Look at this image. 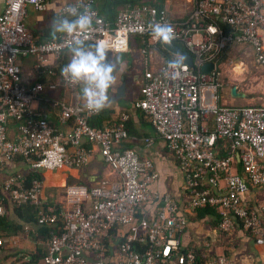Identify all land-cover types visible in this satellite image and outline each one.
Here are the masks:
<instances>
[{
    "label": "built area",
    "instance_id": "obj_1",
    "mask_svg": "<svg viewBox=\"0 0 264 264\" xmlns=\"http://www.w3.org/2000/svg\"><path fill=\"white\" fill-rule=\"evenodd\" d=\"M73 5L94 13L85 45H107L108 53L125 52L129 38L162 41L152 34V26H172L174 36L167 42L179 44L191 57L193 68L167 62L157 74L144 71L134 107L176 160L190 208L217 209L219 231L231 233L238 222L246 233L258 237L256 245L263 246L262 222L245 207L242 196L248 185H264V107L220 104L216 69L224 53L237 44L250 47L255 64L264 68V0H197L190 17L180 22L143 5L120 11L112 24L100 15L95 0H70L57 15ZM30 9L45 12L46 0L0 1V168L16 158L30 172L78 168L89 162L96 147L119 181L87 190L67 188L72 205L59 211L43 204L40 180L27 182L23 175H10L0 184V218L11 206L36 208V225L54 230L46 243L44 264H234L224 255H215L207 243H202L200 253L184 248L185 222L177 203L169 194L150 190L157 179L151 161L138 158L132 149L116 148L126 138L127 116L120 115L116 123L101 129L89 124L97 114L85 108L78 86L61 76L72 54L59 73L48 62L70 51L69 38L61 34L55 41H39L26 27ZM25 57L36 58V74L57 78L49 90L60 84L70 93L72 102L61 104L59 114L61 123L72 122L69 133L32 111L44 85L23 81L20 59ZM206 65L213 70L200 73ZM210 121L213 128L206 126ZM12 124L15 134L10 136ZM219 142L228 144L230 155L218 154ZM235 158L243 177L233 170ZM147 205H154L156 213L144 211ZM119 226L127 231L109 249L110 230ZM3 244L0 238V247ZM135 245L143 250H135Z\"/></svg>",
    "mask_w": 264,
    "mask_h": 264
},
{
    "label": "crops",
    "instance_id": "obj_2",
    "mask_svg": "<svg viewBox=\"0 0 264 264\" xmlns=\"http://www.w3.org/2000/svg\"><path fill=\"white\" fill-rule=\"evenodd\" d=\"M69 1L70 0H46L47 10L42 13H37L30 9L28 14L30 18L28 20L26 19L27 29L34 34L39 41L53 40L50 35L52 20L57 16V11L60 7ZM196 1L197 0H143L142 3L145 2L146 6L158 10L170 20L180 22L190 17ZM95 4L103 19L111 24L114 22L117 13L126 8H131L118 5L116 0H95ZM60 35L61 34H57L58 38ZM160 42L161 41L158 42L141 38H129L125 52L120 54L108 53V58L117 64L118 69H123V71L121 72L118 70L115 73L117 76V86L109 89V96L113 98L111 107L91 117L89 119V124L96 129H101L116 123L120 115L124 114L127 116L124 123L127 134L126 138H124L116 148L118 150L124 148L132 149L137 154L138 158L151 161L152 169L157 174V179L150 186V190L158 194H169L177 203L179 212L185 222V233L183 238L184 248L197 249L196 252H199L198 250H200L202 243H207L215 255H224L230 258L234 264H264V245L259 246L255 243L258 237L253 238L249 233H246L238 222H236V226L231 233H223L219 231L217 227L219 218L212 216L199 218L197 215L198 210L203 208H190L188 197L183 187L184 176L179 170L176 160H174L168 152L165 142L155 134L144 114L134 107V104L140 99L143 72L150 71L153 74H157L161 67L167 63L164 58V52L166 51L161 47ZM234 46H239L241 47L240 49L247 51L246 58L252 66L257 70L264 71V68L255 64L253 50L250 47L240 44ZM229 50L227 51L229 52ZM70 54V51H66L59 59L50 57L48 62L51 69L59 73L61 67L68 62ZM176 62L181 65V60L179 58H177ZM35 64V57L20 59L23 81L25 83H40L44 85V90L38 94L37 99L33 101L31 105L32 111L44 116L46 120L49 121L50 125L59 131L69 133L72 128V122L67 121L61 123L59 121V114L61 104L72 102V97L60 84L56 86V89L49 90L48 85L57 84V78L47 77L44 76V74L43 76L36 74L34 70ZM219 65V67H221L220 63ZM244 67L243 64L238 66L237 72H242L243 70L240 69ZM77 94L80 98V86L77 88ZM232 103V101L226 100L223 101L222 105L232 106ZM252 103L254 102L248 100L245 106L264 107V104L255 105ZM212 125L210 121L206 126L208 128H213ZM8 132L10 136L15 134V125L12 124ZM84 146L88 147L86 144H84ZM217 152L221 156L231 154L228 144H224L223 142L218 143ZM236 162L233 170L243 177L241 166L237 160ZM7 172H13L14 175H17V172H21L20 175L23 176L30 173L20 158H16L12 163L0 168V184L5 180L8 174H11L8 173L6 175ZM31 173H37L41 177V184L42 182L44 184L45 188L42 190L43 204L45 206L53 205L59 211L68 210L72 205L71 198L66 195L67 188L78 187L87 190L94 186H107L119 181L118 174L103 163L96 147H93L89 162L81 167L63 169L55 172L45 171L42 173L38 171ZM220 185L224 188L225 181H222ZM242 200L245 207L250 210V212L255 213L261 220V238L264 241V185H248V190L242 196ZM84 201L88 202V199ZM212 209L215 211V214L218 215L217 209ZM144 211L150 214L156 213L157 210L154 205H147ZM22 217L21 215H15L14 212L10 210L8 211L5 216L7 222L6 225L1 227L3 231L0 233V238L5 239L9 246L5 243L3 245L6 246L4 247L2 245L1 247H4L3 250L6 252L15 253L17 257L23 255L24 261L27 262V264H39L43 262L42 257L45 254L46 243L49 238V235L43 232V229L47 227H39L35 224L25 223ZM200 224H206L205 226L207 229L205 232L202 230ZM126 231L127 227L125 226L113 227L110 230L108 241L111 242V244L109 243V249L113 247L114 240H116L122 232L126 233ZM217 251H220L221 254H217Z\"/></svg>",
    "mask_w": 264,
    "mask_h": 264
},
{
    "label": "clouds",
    "instance_id": "obj_3",
    "mask_svg": "<svg viewBox=\"0 0 264 264\" xmlns=\"http://www.w3.org/2000/svg\"><path fill=\"white\" fill-rule=\"evenodd\" d=\"M65 14L57 15L51 23L50 35L55 41L57 34L68 37L67 47L71 59L61 69V76L70 85L80 86L84 106L93 114L111 107L113 98L109 89L117 86V64L108 58L107 45L95 48L85 45L92 31L94 13L86 6H68ZM157 39L170 41L173 36L171 25L156 24L151 28Z\"/></svg>",
    "mask_w": 264,
    "mask_h": 264
},
{
    "label": "rangeland",
    "instance_id": "obj_4",
    "mask_svg": "<svg viewBox=\"0 0 264 264\" xmlns=\"http://www.w3.org/2000/svg\"><path fill=\"white\" fill-rule=\"evenodd\" d=\"M30 18H27V20ZM232 47L229 48L224 56L220 60V65L217 66L216 73L218 74L221 89L219 91L220 104L223 101L230 100L233 103L232 106H245L248 100L254 102L252 104L259 105L264 104V71L257 70L252 66V64L247 60V51L240 49L241 47ZM235 48V49H234ZM238 48V49H237ZM242 57V58H241ZM246 58V61H245ZM177 58H170V62L176 63ZM243 64L245 67L240 69L242 72H237V67ZM232 87L237 88V92H241L246 95V98H234L231 96L230 90ZM47 170H40L39 172L44 173ZM55 172V171H49ZM11 172H7L6 175ZM21 174V172H17ZM40 174V173H39ZM10 175H14L12 172ZM7 175V177H8ZM42 190H44V184H41ZM206 224H200L202 230L205 232L207 227ZM212 227V226H211ZM202 231V232H203ZM205 234V233H204ZM218 234V233H217ZM3 239V238H2ZM4 244L6 243L9 246L5 239ZM6 245H3L4 247ZM4 247H0V264H27L24 261L23 255L20 257L16 256L15 253L3 250ZM23 254V253H21ZM217 254H221L220 251H217ZM39 264H44L40 262Z\"/></svg>",
    "mask_w": 264,
    "mask_h": 264
},
{
    "label": "trees",
    "instance_id": "obj_5",
    "mask_svg": "<svg viewBox=\"0 0 264 264\" xmlns=\"http://www.w3.org/2000/svg\"><path fill=\"white\" fill-rule=\"evenodd\" d=\"M117 4L120 6H124V7H140L143 5H146V3H142L143 0H116ZM158 9V8H157ZM158 11V10H157ZM224 31L226 30L224 27H221ZM171 45H173L174 47H176L177 49H179V51L181 52H185V50L177 43H171ZM164 58L167 62H170V58L171 56L169 54H167L166 52H164ZM175 64L180 65L178 62H176ZM24 178L27 180V182H29L32 179H38L40 180V176L37 173H27L26 175H24ZM6 204V202H5ZM11 212H14L15 215L18 216H23V220L25 223L28 224H35L36 225V216H37V210L34 206H31L29 204L23 205V206H19V207H15V206H11L9 207ZM198 217H205V216H212V217H216L219 218L218 215L215 214V211L211 208V207H206L203 208L201 210H198L197 213ZM6 218H0V233H2L3 229L1 228L2 226L6 225ZM54 231L51 228H44L43 232H45V234L50 236V232ZM135 250L137 251H142L143 248L138 247L137 245H135L133 247Z\"/></svg>",
    "mask_w": 264,
    "mask_h": 264
},
{
    "label": "water",
    "instance_id": "obj_6",
    "mask_svg": "<svg viewBox=\"0 0 264 264\" xmlns=\"http://www.w3.org/2000/svg\"><path fill=\"white\" fill-rule=\"evenodd\" d=\"M160 44H161V47L167 53H169L172 56H175V57L179 58L181 60V64L182 65L186 66L189 69L193 68L192 67V60H191V57L189 55H187L184 52L179 51V49H177L176 47L171 45V43H169V42H167L165 40H162L160 42ZM212 70H213V68H212L211 65H206V66H203L200 69V73L206 74V73H208L209 71H212ZM230 93H231V96L234 97V98H245L246 97L243 93L237 92L236 87H232L231 90H230Z\"/></svg>",
    "mask_w": 264,
    "mask_h": 264
}]
</instances>
